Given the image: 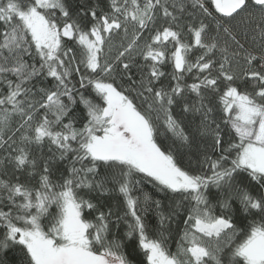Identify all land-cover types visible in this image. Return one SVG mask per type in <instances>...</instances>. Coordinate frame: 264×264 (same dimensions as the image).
Wrapping results in <instances>:
<instances>
[{"label":"snow or ice","instance_id":"obj_1","mask_svg":"<svg viewBox=\"0 0 264 264\" xmlns=\"http://www.w3.org/2000/svg\"><path fill=\"white\" fill-rule=\"evenodd\" d=\"M185 148L199 171L181 166ZM145 180L172 198L167 211ZM181 208L172 253L165 232ZM121 223L142 264H264V0H108L107 11L86 0H0V251L18 249V264H131Z\"/></svg>","mask_w":264,"mask_h":264},{"label":"trees","instance_id":"obj_2","mask_svg":"<svg viewBox=\"0 0 264 264\" xmlns=\"http://www.w3.org/2000/svg\"><path fill=\"white\" fill-rule=\"evenodd\" d=\"M74 4H78L80 2H84V0H73ZM87 4L89 6L93 5V4H98L100 6V8L104 9L105 11L108 10V0H86ZM57 14H59L57 12ZM159 23V21H158ZM205 23H209L208 20H205ZM183 39L186 43L192 44L193 43V39L192 37L187 33V31L185 30L184 35H183ZM239 39V37H238ZM114 41L116 43H119V37H115ZM69 47H74L70 42L68 44ZM168 49H169V55L171 53L172 50H174L172 45H168ZM76 53L77 56H79V49L76 48ZM200 52L199 50H197L196 48H193L192 52L189 54V57L191 59H195V57L197 55H199ZM162 71H164L166 73L165 77L162 78L160 83H168L170 81V76L171 73L173 72V66L172 64L169 63H165L162 66ZM133 72L136 73V75L134 76L133 79L138 80L139 79V72L136 71V69H133ZM186 80L188 83H192L193 81L191 80L190 77H186ZM49 84L51 83V81L49 80L48 82ZM117 83L122 84L124 88H130V82L128 81L127 77L125 76L123 80L120 79L119 76H117ZM243 87H247L246 84H244L243 81L239 82ZM221 87L223 88V84L221 85ZM91 91V90H89ZM86 95L88 93H85ZM130 94L131 97L134 98L135 102L140 104L141 101L136 98V93L135 92H131V93H127ZM92 98L94 100H96V97L94 95V93L92 94ZM194 99V97H193ZM97 102H99L97 100ZM84 111L83 106L79 105L76 109V113L77 115H79L80 113H82ZM178 111V109L176 110ZM187 120H191L192 117L188 116L186 118ZM67 122V121H65ZM199 122V118L197 115L196 120L194 121L193 124V129H189V131L194 130V126L195 123ZM77 127L80 126V123L78 122ZM183 126V125H182ZM158 131L160 133H162L163 135H159L158 136V143L161 144L162 148L167 149V147L169 145L172 144V138H171V133L167 132L165 127L163 126L162 123L159 124L158 126ZM199 147H200V153L199 155L202 156L203 150L206 148V142L205 140H199ZM208 143H210V141H208ZM43 154L45 156L50 155V153L48 152V147H47V142L45 143V146L43 148ZM182 152L184 153L183 156H181L179 162L181 164L182 167L185 168H191V170L193 171H199V166L197 164V157L198 154L196 152L195 149L192 150H188V149H182ZM34 154L39 155V151H34ZM68 166V160L65 161H57L55 167L58 170L56 172V174L53 175V179L55 180L59 174V172H65L66 174V168ZM11 170V169H9ZM101 174H103V171L101 170ZM16 175L20 176V181L24 182L25 180L28 179L26 172L25 173H17ZM15 178V177H13ZM36 180H38V176L35 178ZM35 182V180L33 181V183ZM258 187V186H257ZM140 188L143 189V192L148 193L152 196L153 199H160L163 201V205H164V210L167 211L169 208V205L171 203V197L169 196H165L163 193H160L154 186L153 184L149 183L148 181H143L140 185ZM211 191L213 193L216 192V190L213 188L211 189ZM81 195H85V193H81ZM134 195L137 196H141V198H143V193L142 192H135ZM85 198H88L87 195H85ZM175 199H179L178 197ZM102 202L105 204H110L112 206H115V201L112 200L111 198H103ZM213 203H215V200H213ZM236 207L239 206V202L236 201L235 205ZM116 210V208L114 207V211ZM50 211L52 213H55L57 210L55 208V206H53ZM120 211L122 212L123 209L121 208ZM85 215L87 216V218L91 219L95 213L91 212L90 210L85 209ZM186 213L185 210L183 208L178 209L177 210V215L174 217L173 222L170 224L168 230L165 232V236H166V247L168 248V250L172 253H176L177 252V244L180 240V236L182 234V231L184 229V225H183V219L185 217ZM252 217H249V219L247 221H243L241 222L240 220H237V224L239 227H243L244 224L250 223L251 222ZM256 219H259V217H256ZM146 220L147 223L149 225V230H148V235L155 239L158 238L159 235V228H158V223H157V215L156 212L154 210H149V212L147 213L146 216ZM45 224L47 223V220L43 221ZM2 231V230H0ZM116 236L118 239L123 240L124 242V252L127 254L128 259L131 261V264H142V262L145 260V256H144V252L143 250L140 249L139 245H138V238L137 237H133L132 239H128L124 236V233L127 231L126 225H124L123 223L120 224L118 229H114ZM111 238V237H110ZM20 259V255H19V251L16 248H10L7 251H0V264H18Z\"/></svg>","mask_w":264,"mask_h":264}]
</instances>
